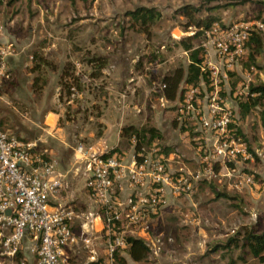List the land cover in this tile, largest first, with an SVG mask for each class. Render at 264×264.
<instances>
[{"label":"rangeland","instance_id":"rangeland-1","mask_svg":"<svg viewBox=\"0 0 264 264\" xmlns=\"http://www.w3.org/2000/svg\"><path fill=\"white\" fill-rule=\"evenodd\" d=\"M186 6L198 9L193 16L194 20L207 21L210 17H216L224 22H264V0H0V44H12L18 53L15 57H22L31 63L34 58L44 59L48 63L52 61L55 65L67 61L64 70H72L73 77L79 80L80 86L83 85L80 89L77 88L82 98L69 97L62 87L63 83L61 82L63 80L61 79V82L56 80L51 74L50 67L45 72L43 68L41 71L40 66V71L29 77V67H24L27 72L25 70L24 74L17 75V79L10 76V79L5 82L6 90L2 93L13 99L12 104L22 113L21 116L24 119L32 116L29 113L31 107L38 106L44 112L62 109V125L80 115L82 116L81 124L79 123L77 126H83V121L87 117L91 116L96 119L100 115L108 113L110 111L109 101H115L119 110L113 112V117L110 118L112 119L111 122L118 121L120 115L126 118L129 113L124 114L123 109L124 107L127 108V94L131 88L128 86L124 88V92L118 94L115 100L112 96L107 95L103 98L105 94L100 93L98 89L101 85L110 87L109 78L110 74H113L110 64L114 66L115 63L121 64V71L135 77L131 85L135 84L138 75L143 73V66L150 68L148 71L145 70L148 76L158 78L162 77L166 70L174 71L178 67L186 69L189 64V52L184 53L185 50L179 42L188 37V34L185 33L195 29L194 25L188 26L190 20L180 13L182 8ZM140 7L154 8L159 13V18L150 27L147 34L141 32L137 24L128 16L129 12ZM202 27L205 28L206 26L203 24ZM200 41L201 35L198 34V37L192 42L193 46H198ZM44 48L48 49L46 53L42 51ZM92 57H103L108 62L105 76L109 80L98 82L96 86L94 81L91 80V74L95 71L96 66L87 63L88 59ZM171 58L173 64L168 65V60ZM133 60L141 61L139 71H133L134 66L129 71ZM37 62H40V60L38 59ZM164 62L166 63L163 66H158ZM247 62H249V59L246 56L238 63L234 71L227 73L228 81L224 85L222 98L225 100L226 105L232 109L236 127L241 131L248 149L253 155V161L237 165L236 168L242 173L252 175L254 184L240 191L234 190L229 185H232V181H229L226 176L227 168L224 169L217 165L214 167L215 177L201 182L196 187L199 190L197 194H201L200 199L197 194V196L193 195L191 198L192 200L195 196L194 202L198 200L206 206L214 200L211 199V195H202L205 190L208 193H215V196L219 193L225 195L228 186L236 195L248 191L252 192L250 195H245L246 199L240 198L242 199L240 202L237 199H229L228 195L226 199L217 196L216 201L212 204L218 209L229 208L228 211L233 212L229 218H225V223L218 222V226H213L215 231H220L228 236L224 239L220 238L223 240L221 241L217 236L212 239L211 234L209 235V242L206 244L208 248L217 250L215 261L224 260V264H229L231 261H236L237 264H258L248 254L246 248H243L241 241L238 247L227 246L225 251L221 247L224 246V243L227 244L228 239L236 237L237 233L243 231V228L251 230L253 233L264 232V159H261L262 156L259 155V150H256V148H262L264 142V126L262 123L264 106L260 105L257 109L252 110L245 121L240 120L238 109L239 103L248 99L251 86L264 85V51L255 57L254 71L249 72L246 67ZM136 63L135 61V65ZM245 74L249 75L251 79L248 83V90H245L247 96L238 100L234 98L233 94L243 88L246 81ZM36 77L38 83L37 86L33 87L32 84ZM57 88L60 89L59 93L56 91ZM105 91L107 92V90ZM16 94H18V98L14 97ZM19 94H22L23 97ZM122 96H126V98H122ZM158 98V95L154 93L144 97V93L139 92L131 99V102L134 105L142 106V109H133L127 118L128 120L124 119L123 125L126 126L129 123L128 125L132 124L139 128L143 126L157 128L162 134V145L170 147L176 153L178 161H182L181 165L190 169L188 164H191L193 166L190 170H197L198 161L191 159L194 155L193 151L197 147V142L191 141L192 137L190 138L189 135L190 139L187 136L182 139L180 137L182 133H179V138L173 135L172 125L177 123V108L173 104L164 103ZM20 99L21 101H19ZM9 102L11 101L9 100ZM9 110L11 109L3 108V111L0 112V131L11 134L8 127L12 123V119L9 115H5ZM13 113L16 115L15 112ZM22 121L24 122V120ZM99 128L101 127L94 128L96 137L100 135L98 133H101ZM185 128L187 132L194 130L191 126H185ZM69 131L74 133L75 128H71ZM115 135L116 132L112 133L107 142V147L110 149L116 146ZM81 142L77 140L73 146L77 147ZM89 143L92 144V142ZM124 147L128 148L127 146ZM182 152H185L187 156H184ZM67 183L72 186V181L69 178L64 180V185H67ZM75 183V192L86 199L84 201L86 203L81 206L85 209L98 211V209L95 210L86 190V178L80 175L76 178ZM167 203L162 218L160 217L151 224L149 222L147 226L149 236L152 239L158 236L162 237L164 247L158 256L150 251L147 259L140 264H163L165 261L162 260L161 256L167 252L168 255L173 256V260L175 258L178 260L183 251L188 252V243L185 244L183 241L193 239L192 234L185 231L187 237H184L183 240L177 235L182 237L185 234L182 231L184 229L182 223H189L187 221L195 217L194 215L189 216L186 209L180 210V207L186 204L185 198H178L171 206H167ZM239 223L247 224L244 226L239 225ZM193 237L194 240L197 238L195 235ZM195 243L193 242L194 247L192 249H196ZM95 249L98 256L96 263L108 264L104 256V243L101 239L99 244H95ZM1 251L0 249V253ZM219 251L222 252L219 253ZM118 253L120 256L125 257L127 263L130 264L126 251ZM68 255L71 264H90L88 261L89 252L84 250L82 246L72 248ZM240 257L245 261L244 263L239 261ZM11 259H6L4 264H21L25 261H20L25 258L21 256L19 258L18 255ZM24 264H26V261ZM115 264H117L116 260ZM174 264H177V262Z\"/></svg>","mask_w":264,"mask_h":264},{"label":"built area","instance_id":"built-area-1","mask_svg":"<svg viewBox=\"0 0 264 264\" xmlns=\"http://www.w3.org/2000/svg\"><path fill=\"white\" fill-rule=\"evenodd\" d=\"M222 23V24H220ZM185 33L201 35L193 49L203 51L200 78L196 85L182 83L176 103L179 127L191 126L197 142L198 168L170 169L156 144L141 147L131 139L130 155L96 149L80 143L75 147L73 175L86 178V190L95 210L74 203L57 202L69 172L60 173L57 163L35 156L32 145L15 135L0 131V249L8 257L18 255L22 242L31 240V264H71L68 252L82 246L89 262H97L95 244L104 243L108 264L115 253L129 248L128 238L142 240L155 256L164 247L162 237L152 239L148 223L167 203L168 196L192 198L196 187L215 177L217 165L227 168L226 176L234 190L254 184V177L236 166L253 161L243 137L237 133L232 109L222 98L228 72L247 55L246 44L252 32L264 42V23L214 22L209 27ZM179 38V37H177ZM12 44H0V83L10 79L8 60L16 56ZM157 64V63H155ZM254 67L249 72L254 71ZM248 74V73H247ZM233 96H247L250 76ZM133 80H130L132 82ZM162 83L160 89L164 92ZM257 94H251L256 96ZM126 98V96H122ZM231 167V168H230ZM24 264V262H21Z\"/></svg>","mask_w":264,"mask_h":264},{"label":"crops","instance_id":"crops-1","mask_svg":"<svg viewBox=\"0 0 264 264\" xmlns=\"http://www.w3.org/2000/svg\"><path fill=\"white\" fill-rule=\"evenodd\" d=\"M219 22H224V21H219ZM228 22H234V21H228ZM228 22H225V23H228ZM47 50H48L47 48L42 49V51L45 53ZM185 52L186 51H184V53ZM38 59L40 60V62H37ZM38 59L34 58L33 62L31 63L27 59L24 60L22 57L10 58L8 60V67H9L10 76L12 78L17 79L18 78L17 75L24 74V72L26 70L24 67H29V69H28V72H29L28 77H29L30 75H34L37 71H40V66H41V71L44 69L45 72L47 71V68L49 69V67H50V71H51L52 76L55 77V79L60 81V82L63 80L61 83L64 82V83H67L69 85H73L74 83H78L79 80L77 78H75V82H73V80L71 78V77H73L72 70L71 71H69V70L65 71L64 70V67L68 63L67 61L65 63L61 62L60 64H62V65H60V64L55 65V63H52V61H50V63H48V62H45L44 59H40V58H38ZM135 61L137 62L136 65H135ZM165 63L166 62L159 64L158 66H161V65L163 66ZM172 64H173V60L171 58L170 60H168V65H172ZM140 65H141L140 60L139 61L133 60L131 67L129 66L130 67L129 71H131L133 66H134L132 69L133 71H135V70L139 71ZM106 66H107V64H106ZM106 66L101 70L102 75L100 77H98V78L91 77V80L94 81L95 86L97 85L96 83L101 82V81H105L107 79L105 76ZM110 66H112V73H113V74H110V78H109L110 79L109 84H110L111 88L110 87H104L103 85H101V87H98V86L97 87L100 90V93L105 94V95H103V98H105L107 95V96H112L113 100H115L117 98L118 94L120 95L122 92H124V90H125L124 88H126L127 86L129 88H131V90H129L128 94H127L128 95V102H126L127 108L124 107V109H123L124 114L132 113L133 109H140V110L142 109V106H138L136 104L134 105L131 102V99L133 97H135L136 95H138L139 92H141V93L143 92L144 97H148L152 93L157 94L159 97L158 99L161 100L162 102L171 103L174 106H176V103L179 100L178 98L180 97V89L183 86V84H182L183 82H181L179 84L178 96L174 101H168L164 97L163 92L160 89V85L162 84L163 77L171 75L173 73L172 70L171 71L166 70L164 75L162 77L158 78V77H153L151 75L148 76L146 71H148L150 68H146L145 66H143V68H142L144 70L143 73L138 75V77L136 78V83L131 85L132 82H130V80H133V78L135 79V77H131V76H129V74L128 75L125 74L124 71H121V68H122L121 64L115 63V66L113 64H110ZM26 72H27V70H26ZM109 79H107V81ZM88 80H90V79H88ZM5 82L6 81L0 83V93H1V95H0V112L3 111V108L4 109H7V108L11 109L5 113V115H9L12 119V123L8 127L9 132L12 135H15L16 137L20 138L24 142L31 144L32 145V152H33V154H35V156H38L39 158L44 159V160H51V161H54L55 163H57V169L60 173L69 172V175L67 178H69V180L72 181V184H71L72 186H69L68 183H67V185H64L63 190L61 191L60 195L57 197V202H61L64 204L74 203L76 206L83 207L81 205L86 203V202H84L86 199H84L83 196L82 197L79 196V194L77 192H75V186H76L75 180L78 176L75 177L73 175L74 168L76 166L75 165L76 160H75V154H74L75 147L73 145L77 140H80V141H82L81 143H84L87 146H92L96 149H101L103 147H107V142H108L110 136L112 135V133L116 132L115 136H116L117 143H116V146L113 147L112 149L119 148L121 150L120 154H124L127 156L130 155L132 152V143H130L129 146L124 145V146L128 147L127 149L123 145L120 144V133H121L122 128L125 127L123 125V121H124V119H127L129 117V114H127L126 118H124V116L120 115V118L118 119V121H116L115 123L111 122L112 119H110V118L113 117V112H115L116 110L117 111H119V110L117 109V104L115 101H113V102L109 101L110 111L108 113L100 115L96 119L88 115L89 117H87L86 120H84V121L82 120L84 122L83 126H81V125L77 126L79 123L81 124L82 116H80V115H78L76 119H74L72 121H67L64 125H62L61 124V117L63 115L62 109H60L58 111L56 109V110H48V111L44 112V111H41L40 107H38V106L31 107L29 113L32 116L24 119L21 116L22 113L20 111H18L17 107L14 106V104H12L13 99L10 98L8 95L2 93L3 91L6 90ZM78 84L80 85V83H78ZM81 87H83V85ZM105 90H107L108 93ZM56 91H57V93H59L60 89L57 88ZM71 91L72 92L69 94V97L71 96V97L82 98V95L79 94L75 85H73L71 87ZM17 96H18V94L14 95L15 98ZM22 97H23V95H22ZM9 100L11 102H9ZM19 101H21V99ZM13 112H15L16 115ZM22 120H24V122ZM0 121H1V117H0ZM130 125H132V124H130ZM172 126H173V135L175 137L179 138V136H180L179 133H182L180 136L182 139L185 138V136L188 137L190 131L181 132L182 131L181 127H179V125L177 123H174ZM97 127H101V128H99L101 130V133H98V135L100 134L98 137H96L95 129H94ZM71 128H75L74 133H70L69 130ZM89 142H92V144H90ZM262 144L264 147V142ZM263 147L260 149L256 148L257 151L259 150L258 151L259 155L262 156L261 159H264ZM194 151H193L194 155L192 156L191 159L198 161L197 160L198 155ZM182 154L184 156H187V154L185 152H182ZM166 160H167V164H168L169 168L172 170L179 168L180 166H184V165H181L182 161H178V156L176 155V153H174L172 151V149H171V152L166 156ZM188 165H189V168L192 169L193 165H191V164H188ZM230 188H231L230 186H228L226 188L227 193L225 195L219 193L215 196V193H213V192L208 193L206 190L204 192H202V195H204V194L211 195V199L214 200L212 203H210L206 206L202 202H200V201L198 202V200H197V202H194L195 196L198 195L199 199L201 196V194H197V192L199 191L198 188L196 189L195 194H194L195 196L192 200H191V198H187V197H179V198H185L186 199L185 206H181L180 210L186 209L189 216L194 215L195 218L191 219L189 217L191 219V220H189L187 217V219L189 220L187 222H189V223H185L184 221H183L184 224L182 223V228H184L182 231H183V234L184 233L185 234L182 237H180V235H177V236L181 240H183L184 237H187V234H186L187 232H185V231H188L192 234L193 239H191L190 241L189 240L183 241V243H185V244L188 243L187 244L188 252L183 251L181 253V256L179 255L180 258L178 260L176 258L173 260V256L171 254L168 255V252L165 253L164 255H162L161 256L162 260L165 261V262H163V264H174L175 262H177V264H224V260L219 261V262L215 261L217 250L215 251V248L214 249L208 248L206 246V244H207V242H209V238H210L209 235H211V234H212L211 235L212 239L216 238V236H217V238H219V240L224 239L228 236L226 234H222L220 231H215V229H213V228L218 226V222L219 223H225V221H224L225 218L226 217L229 218V216L231 214H233V212L228 211V210H230L229 208L218 209V208L214 207L212 204H214V202L216 201L217 196L220 198L226 199V196L228 195L229 199H237L240 202L242 200L240 198L246 199L245 195H247V194L250 195L252 193V192L248 191L245 193H240L241 195H236L235 192ZM67 189H69V191H67ZM89 198H90V196H89ZM177 199L178 198L169 195L168 199H167V202L169 201L167 203V206L173 205L174 202L177 201ZM165 206L161 208L159 213L156 216H154V218L150 219V221H149L150 224L155 222L156 220L160 219V217L162 218V216L165 214L163 212ZM246 224L244 225V224L239 223V225H244V226H246ZM179 232H181V231H179ZM193 235H195L197 237L195 240H194ZM221 241H223V240H221ZM228 241H229V239H228ZM193 242H196L195 243L196 249H192V247H194ZM227 244H228V242H227ZM226 245L224 243V246L221 247L224 249V251H225V249H227ZM229 247H231V246H229ZM30 248H31V240L29 238H26L22 242L21 247H20L19 252H18L19 258H20V256L25 258V259H21L20 261L25 260L26 264H31L32 261L34 260V256L30 252ZM220 250H222V249H220ZM221 252L222 251H219V253H221ZM0 257H3V258H0V264H4V261H6V259L12 260L10 257H7V256L3 255L2 253H0ZM222 257H224V256H222ZM218 258H219V256H218ZM212 259H213V261H211ZM254 260H256V259H254ZM239 261H241L243 263L245 262L242 258H239ZM231 262H234V264H237L236 261H231ZM231 262L229 264H231ZM140 263H143V261L133 262L130 260V264H140ZM257 263L259 264L258 261H257ZM90 264H93V263H90ZM95 264H99V263H95Z\"/></svg>","mask_w":264,"mask_h":264},{"label":"trees","instance_id":"trees-1","mask_svg":"<svg viewBox=\"0 0 264 264\" xmlns=\"http://www.w3.org/2000/svg\"><path fill=\"white\" fill-rule=\"evenodd\" d=\"M198 9L191 6H186L182 8L181 14L190 20L188 26L194 25L196 28H200L203 24L208 27L214 22H219L220 20L216 17H210L207 21L194 20V14ZM128 16L131 17V20L137 24L139 30L143 33H149L150 27L154 22L159 18V13L154 8L140 7L134 11L128 13ZM264 23V22H263ZM198 35L193 37H187L184 40H181L179 44L186 51L189 52V64L186 69L183 67H178L174 69L171 75L165 76L162 79V83L166 86L163 95L168 101H174L178 96V88L181 82H184L189 85H196L200 78V65L202 63V54L203 51L198 49H193V40H195ZM247 47V57L249 62H247L246 67L250 71L251 67H255V57L261 54L264 51V42L259 34L252 32L249 36ZM87 63L89 65H95L96 69L91 74L92 77H100L101 70L106 66L107 61L103 57H92L88 59ZM95 68V67H94ZM246 68V69H247ZM34 70V69H33ZM73 82H75L76 77H71ZM45 82V81H44ZM38 79H34L32 84L33 87L37 86ZM63 88L66 90L68 95L72 92L71 87L75 85L76 89H80L78 83L69 85L67 83L62 84ZM251 94H257L255 97H251ZM264 106V85H259L256 87L251 86L249 97L246 101L239 103V117L241 121H245L248 115L252 110L258 108V106ZM262 123L264 126V113H262ZM236 125H233L235 128ZM237 128V127H236ZM182 131H186L185 127H181ZM237 133L244 138L241 131L237 128ZM190 138L193 137V133L189 132ZM135 137L137 140L135 146V153L137 154L140 151L141 147H150L153 144L159 148L160 153L166 158V156L171 152L170 147H165L161 144L162 134L160 131L152 126H143L135 127L134 125H128L122 128L120 133V144L128 145L131 143V139ZM245 140V139H244ZM246 142V140H245ZM121 153L119 148H114L111 152ZM243 231L237 233L236 237L230 238L226 246L238 247L240 241L242 242L243 248H246L248 254L252 258L256 259L259 264H264V232L262 233H253L251 230L246 228L242 229ZM129 248L126 250V254L129 259L133 262H141L147 259L149 255V248L146 244L139 239L128 238L127 240ZM241 258V257H240ZM115 260L117 264H127L125 257L120 256L117 252L115 253ZM95 264V263H93ZM234 264V262H231Z\"/></svg>","mask_w":264,"mask_h":264}]
</instances>
